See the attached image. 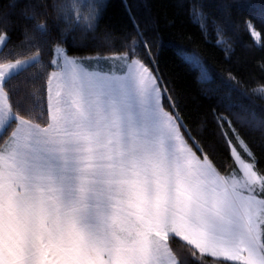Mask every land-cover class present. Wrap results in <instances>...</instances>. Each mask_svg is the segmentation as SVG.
I'll return each instance as SVG.
<instances>
[{"label":"snow or ice","instance_id":"6c2138e0","mask_svg":"<svg viewBox=\"0 0 264 264\" xmlns=\"http://www.w3.org/2000/svg\"><path fill=\"white\" fill-rule=\"evenodd\" d=\"M207 7L192 14L231 59L224 33L246 6L227 0L219 20ZM106 8L0 0V264H264V104L237 103L264 99V82L229 69L222 91L183 53L214 101L194 115L155 20L129 8L131 30L98 35Z\"/></svg>","mask_w":264,"mask_h":264},{"label":"trees","instance_id":"16d2710c","mask_svg":"<svg viewBox=\"0 0 264 264\" xmlns=\"http://www.w3.org/2000/svg\"><path fill=\"white\" fill-rule=\"evenodd\" d=\"M227 0H106L107 8L101 22V33L107 29L114 35H120L124 30H131L128 19V9L138 21L143 22L146 17L155 20L161 29L163 37L160 51V66L170 78L174 87L185 99L188 110L195 115L197 110L206 111L214 101L204 98L200 94V85L197 77L199 73L184 63L183 53L196 54L216 76V84L221 85L222 91L227 90L223 84L227 70L231 69L246 80L251 87L256 82H264V77L257 67V61L264 57V17L261 16L262 0H239L246 7L234 10L231 15V24L226 27L224 37L234 48V54L228 59L223 47L217 45L215 29L208 23L206 34H202L200 25L192 14L197 4L208 5L205 9L212 19L219 20L222 13L219 5ZM87 12L86 8L80 9ZM251 21L257 32L261 33L259 42L249 34L244 21ZM23 36L17 32L13 35V42L20 43ZM261 93L250 95V99H240L237 103L253 105L259 112V105L264 104ZM257 143L259 134H256Z\"/></svg>","mask_w":264,"mask_h":264},{"label":"rangeland","instance_id":"374dc122","mask_svg":"<svg viewBox=\"0 0 264 264\" xmlns=\"http://www.w3.org/2000/svg\"><path fill=\"white\" fill-rule=\"evenodd\" d=\"M255 38V37H254ZM255 40L257 41V42H259V38H255Z\"/></svg>","mask_w":264,"mask_h":264}]
</instances>
